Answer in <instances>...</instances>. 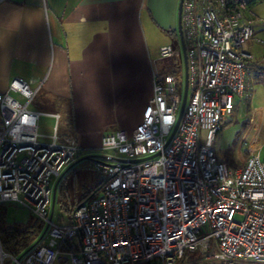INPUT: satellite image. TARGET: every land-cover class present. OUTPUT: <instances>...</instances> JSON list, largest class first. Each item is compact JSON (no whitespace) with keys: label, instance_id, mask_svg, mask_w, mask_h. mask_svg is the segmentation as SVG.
Segmentation results:
<instances>
[{"label":"built area","instance_id":"obj_1","mask_svg":"<svg viewBox=\"0 0 264 264\" xmlns=\"http://www.w3.org/2000/svg\"><path fill=\"white\" fill-rule=\"evenodd\" d=\"M181 30L188 99L175 135L168 142L182 101L177 77L155 70L142 122L130 136L102 137L92 162L103 185L69 225L49 220L52 182L78 163L81 147L56 127L48 142L39 140V119L59 116L32 110L36 91L23 80L0 93V204L47 226L21 258L0 244V264H264V160L248 155L235 170L212 148L245 93L253 29L226 0H183ZM159 55L183 62L180 44L161 46ZM77 238L78 251L62 250ZM187 253L201 259L188 262Z\"/></svg>","mask_w":264,"mask_h":264},{"label":"crops","instance_id":"obj_2","mask_svg":"<svg viewBox=\"0 0 264 264\" xmlns=\"http://www.w3.org/2000/svg\"><path fill=\"white\" fill-rule=\"evenodd\" d=\"M178 4L179 0H0V93L13 79L23 80L36 91L30 108L57 114L58 120L45 117L54 121L59 137L72 138L81 147L77 162L86 157L92 161L104 135L120 131L130 136L142 122L153 96V73L161 72L148 40L156 26L179 41ZM247 19L253 38L245 48L254 58L248 78L255 65H264V55L259 60L255 54L256 39L264 31H258V17ZM257 110L258 123L253 122L260 127L263 105ZM49 136L40 135L39 140ZM78 163L62 174L66 189L67 177ZM243 165L226 166L238 170Z\"/></svg>","mask_w":264,"mask_h":264},{"label":"rangeland","instance_id":"obj_3","mask_svg":"<svg viewBox=\"0 0 264 264\" xmlns=\"http://www.w3.org/2000/svg\"><path fill=\"white\" fill-rule=\"evenodd\" d=\"M251 10V12H250ZM250 10H244V14L248 17L251 15L258 17L262 28L258 31H264V2L257 4ZM153 38L148 40L150 51L156 61V67L162 73L176 71L180 73L181 80H183V62L178 58H161L159 55V48L163 45L171 46L172 49L178 48V39L175 34H171L168 29L161 30L153 27ZM257 40L262 43L257 42ZM255 54L259 60L264 55V33L258 35L256 39ZM182 70V71H181ZM254 74H251L246 82L248 88L242 97L236 98L237 104L231 115L226 117L221 131H219L212 144V148L217 158H220L230 167L239 166L243 164L248 155H259L261 160H264V113L262 124L257 122L258 110L257 106L264 107V82H256ZM178 90L182 93L181 87ZM182 95V94H181ZM37 100V98H36ZM35 100V102H36ZM35 102L32 104L34 107ZM258 123V122H257ZM54 121L49 117L42 116L39 120V135H52ZM60 128L58 127V131ZM43 142H48L49 139L45 137L40 139ZM100 150L92 152L91 155H100ZM244 161V162H243ZM74 178L76 182H74ZM101 179L97 176L93 169V162L91 160H83L76 164L74 170L67 177V191L70 201L75 198L81 199L83 196L82 189L95 187ZM6 225L12 223L30 224L33 219L29 217V212L21 207L14 205H6ZM55 224L69 225L70 219L68 214L58 207L54 208V215L52 218ZM201 259L199 253L186 254V260L198 261Z\"/></svg>","mask_w":264,"mask_h":264},{"label":"trees","instance_id":"obj_4","mask_svg":"<svg viewBox=\"0 0 264 264\" xmlns=\"http://www.w3.org/2000/svg\"><path fill=\"white\" fill-rule=\"evenodd\" d=\"M264 2V0H226L227 6L239 7L242 12L244 10H250L255 7L257 4ZM246 16V15H245ZM247 19V16H246ZM248 20V19H247ZM171 74L177 77L178 86H182V80L180 73L177 74L176 71L170 72ZM254 74L259 82H264V65L263 66H254ZM223 127V125H222ZM219 162H222L219 160ZM227 165V164H226ZM66 177H63L57 187L55 206L60 210L68 214L69 219L71 220L72 213L74 209L79 206L81 203L85 202L91 197L96 196L102 185L103 181H99L98 184L93 188L83 189V196L81 199H75L73 202L69 200L67 196V189L65 184ZM6 205L15 204H0V244L3 250L10 254L20 256L26 251L40 236L43 231V223L35 218L29 213V217L33 219V222L30 224H21V223H12L6 225ZM18 207V206H17ZM79 238L74 241H66L62 245V250H79ZM6 264H10L7 262Z\"/></svg>","mask_w":264,"mask_h":264},{"label":"water","instance_id":"obj_5","mask_svg":"<svg viewBox=\"0 0 264 264\" xmlns=\"http://www.w3.org/2000/svg\"><path fill=\"white\" fill-rule=\"evenodd\" d=\"M182 2H183V0H179L178 16H177V33H178V38H179V44H180V47H181L182 59H183V67H184L182 101H181V105H180V108H179V112H178V116H177V119H176L175 126H174V128L172 130V133L170 135V138H169L168 142L173 138V136L175 135V133L177 131L179 122L181 120V117H182V114L184 112V109H185V106H186V103H187V99H188V73H187L186 49H185V44H184V41H183L182 30H181ZM89 158L90 157H86V159H89ZM62 177H63V175L55 182L54 187H53L52 206H51V213H50L49 220H51L52 216H53L54 206H55L56 190H57L58 183H59V181H60V179ZM46 231H47V226L44 227V229H43L41 235L39 236V238L26 251H24V253L22 255H20V258L23 257L25 254H27L30 250L35 248V246L39 243V241L45 235Z\"/></svg>","mask_w":264,"mask_h":264},{"label":"bare ground","instance_id":"obj_6","mask_svg":"<svg viewBox=\"0 0 264 264\" xmlns=\"http://www.w3.org/2000/svg\"><path fill=\"white\" fill-rule=\"evenodd\" d=\"M95 156L98 157V156H100V155H95ZM59 178H60V177H59ZM59 178H58V179H59ZM58 179H57V180H58ZM57 180H56V181H57ZM56 181H55V182H56ZM52 193H53V189H52ZM40 235H41V234H40ZM36 246H37V245H36ZM36 246H35V247H36Z\"/></svg>","mask_w":264,"mask_h":264}]
</instances>
